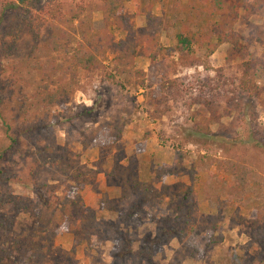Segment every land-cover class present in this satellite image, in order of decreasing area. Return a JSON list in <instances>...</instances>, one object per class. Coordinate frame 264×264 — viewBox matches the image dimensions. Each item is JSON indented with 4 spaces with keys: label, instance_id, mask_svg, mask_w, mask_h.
<instances>
[{
    "label": "rangeland",
    "instance_id": "obj_1",
    "mask_svg": "<svg viewBox=\"0 0 264 264\" xmlns=\"http://www.w3.org/2000/svg\"><path fill=\"white\" fill-rule=\"evenodd\" d=\"M16 1L0 0V18ZM50 1L66 8L101 3ZM136 1L121 15L133 25L138 50L143 34L145 47L155 44L150 35L156 30L154 51L174 62L154 81L150 61L141 56L130 74H121L112 42L119 45L122 32L101 36V64L94 70H74L73 53L64 51L55 54L58 63L38 70L28 66L35 55L30 30L3 22L6 41L17 40L8 53L0 50V140L10 149L0 158V200L36 244L17 246L14 255L7 221L0 228V264H239L235 256L242 264H264V225L253 223L264 212V0H229L235 20L214 27L213 42L222 32L227 42L212 56L198 44L178 52L185 16L173 12L171 0ZM136 5L161 20L150 35ZM93 18L103 33V13L94 11ZM46 72L68 87L70 99L45 113L38 105L20 114ZM230 162L255 177L241 199L227 194L235 180L221 165ZM186 187L208 224L190 236L182 226L191 222ZM76 203H82L80 214ZM67 206L75 215L63 212ZM87 217L94 228L89 241ZM161 227L166 231L159 235Z\"/></svg>",
    "mask_w": 264,
    "mask_h": 264
},
{
    "label": "trees",
    "instance_id": "obj_2",
    "mask_svg": "<svg viewBox=\"0 0 264 264\" xmlns=\"http://www.w3.org/2000/svg\"><path fill=\"white\" fill-rule=\"evenodd\" d=\"M128 1L132 3L138 2L136 0H101V3L95 7H93L94 5L92 2H88L77 5L76 7L66 8L61 3L51 1L45 2V0H17L14 3L8 4L2 12L0 18V50L8 53V50L12 49L17 40V38L13 37L9 41H6L9 34L7 28L3 26V22L8 21L9 24H16L18 22V26H20L21 29L28 28L34 38L35 46L32 53L35 55L28 60V66L33 69L38 68V70L39 68L51 67L53 64L52 60H54V62L58 60L55 54H61L64 51L73 53L75 60V64L73 65L74 70L89 71L98 68L101 64L96 54L98 49L97 46L101 45V36L106 37L107 32L115 30L126 34L125 39L122 40L119 45L112 42L116 54L114 60L116 66L121 67V74H130L129 69L135 68L136 57L141 56L145 58V60L150 61L148 74L150 80L154 81L157 76L168 74L171 67L174 66L173 61L169 60L165 55L158 56L154 51L157 48L159 32L155 30L151 35L148 33L151 26H153L156 21L161 24V20L158 16L153 15L149 9L147 10L144 8L143 5H136V8H138L137 11L140 12L141 16L143 15L146 17L147 25L144 28V32H146V34L148 33L155 43L152 44L153 46L149 49L145 47V41L142 39L145 34H143L141 35L140 49L138 50L136 45L137 41L133 40V36L136 35L133 25L128 23L129 18L121 15V11H123ZM170 2V7L175 14L185 16V19L180 21L181 32L177 35V50L179 53L183 54L185 48H190L192 45L198 44L200 48L207 50L208 55L212 56L219 46L227 42V35L224 32L218 33L216 43L213 42L212 38L214 35V27L222 26L225 28L228 25V20H235V14H233L234 8L230 7L229 0H171ZM94 11H101L103 13V33L95 31ZM7 14L9 16H6ZM217 17H222V22L216 23ZM43 42L44 49H39V44ZM64 65L66 66V62ZM64 65L62 64L60 66L63 67ZM55 76L56 74L54 75L52 72H46L44 75H41V80L33 91L31 100L24 101L21 104L19 110L20 114H31L33 109L38 105L43 106V113H45L52 108L62 106L70 99L68 87L54 80L56 78ZM152 83L153 82H151V85H153ZM245 89L249 91V89ZM2 103L3 100L0 91V106ZM41 129L42 127L37 125L33 130L37 132ZM12 142L15 144L14 140H12ZM261 145L264 146V144ZM9 150L10 149L6 151L4 141L0 140V158L2 156V151L8 152ZM221 166L223 170L230 173L235 180V185L227 191V194L232 198L241 199L249 190L251 183L255 180L253 173L236 162L222 163ZM184 191L186 192V194L183 195L184 202H186L185 207H188L187 212H189L187 216H189L191 222L185 225L182 224L183 228L187 231L189 236L194 232H205L208 226L207 222L200 218L198 211L193 208L187 197L188 194L193 193V188L186 187ZM14 203L18 208H20L22 204V202L19 201ZM6 205L7 202L0 200V228H6L8 226L7 221L12 222L8 228L12 230L15 237H11L12 239L9 243H13V254L15 255L18 252L17 246L23 244H31L34 246L36 243L32 237L28 236L27 232L22 233V231L25 232V230L19 227V223H13L14 210L7 209ZM81 206L82 203H76L77 208H75V210L78 211L79 214ZM175 210L179 214L182 208L177 207ZM63 212L70 216L75 215L68 211V206ZM182 212H184V210ZM263 215V211L257 212L253 219L255 227L259 228L264 225ZM83 221L84 220L80 222L82 227ZM85 223L89 225L90 221L88 217ZM93 229L91 225H89V227L85 226V229H83V236L87 238L86 240H90ZM164 231H166L165 227L160 229L159 235ZM36 254L34 250L31 251L33 260L35 259L33 256H36ZM5 255L8 257H4V259L10 261L11 257H9L7 252H5ZM1 259L2 257H0V261H2ZM235 261L242 264L245 262V259L241 256H235L234 262ZM40 262L41 261L38 259L35 262L31 261L29 264H41Z\"/></svg>",
    "mask_w": 264,
    "mask_h": 264
}]
</instances>
